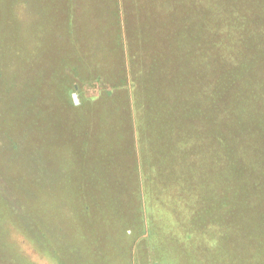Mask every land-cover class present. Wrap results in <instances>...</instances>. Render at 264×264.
Listing matches in <instances>:
<instances>
[{
	"label": "rangeland",
	"instance_id": "obj_1",
	"mask_svg": "<svg viewBox=\"0 0 264 264\" xmlns=\"http://www.w3.org/2000/svg\"><path fill=\"white\" fill-rule=\"evenodd\" d=\"M150 1L0 0V182L8 178L4 194L20 204L12 210L0 193V264H169L153 256L141 231L100 218L110 186L120 184L118 164L130 188L150 155L137 144L128 68L140 32L145 40L160 34L157 24L142 23ZM119 2L120 24L110 16ZM70 65L79 79L70 77ZM90 68L105 76L85 80L96 72ZM125 72L128 83L110 88ZM257 150L261 172L264 147ZM254 228L258 238L263 223Z\"/></svg>",
	"mask_w": 264,
	"mask_h": 264
},
{
	"label": "trees",
	"instance_id": "obj_2",
	"mask_svg": "<svg viewBox=\"0 0 264 264\" xmlns=\"http://www.w3.org/2000/svg\"><path fill=\"white\" fill-rule=\"evenodd\" d=\"M114 7L120 24L124 7ZM142 23L160 30L158 40L140 32V50L128 53L137 144L150 155L132 191L118 164L101 220L141 231L161 263L264 264V229L253 237L256 221L264 226V169L254 165L264 147V0H151ZM88 70L96 72L85 80L105 76ZM125 74L118 84L106 77L110 88L127 84ZM6 182L0 193L14 210Z\"/></svg>",
	"mask_w": 264,
	"mask_h": 264
},
{
	"label": "crops",
	"instance_id": "obj_3",
	"mask_svg": "<svg viewBox=\"0 0 264 264\" xmlns=\"http://www.w3.org/2000/svg\"><path fill=\"white\" fill-rule=\"evenodd\" d=\"M92 22H94V21H92ZM255 250L258 252V248L257 247H255Z\"/></svg>",
	"mask_w": 264,
	"mask_h": 264
},
{
	"label": "water",
	"instance_id": "obj_4",
	"mask_svg": "<svg viewBox=\"0 0 264 264\" xmlns=\"http://www.w3.org/2000/svg\"><path fill=\"white\" fill-rule=\"evenodd\" d=\"M74 98H75V100L77 101V96H76V95H74Z\"/></svg>",
	"mask_w": 264,
	"mask_h": 264
}]
</instances>
